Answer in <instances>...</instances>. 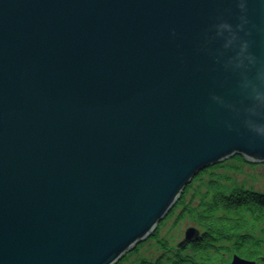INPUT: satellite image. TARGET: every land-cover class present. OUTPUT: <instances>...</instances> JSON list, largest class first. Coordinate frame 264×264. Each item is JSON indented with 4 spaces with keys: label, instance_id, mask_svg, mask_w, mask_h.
<instances>
[{
    "label": "water",
    "instance_id": "water-1",
    "mask_svg": "<svg viewBox=\"0 0 264 264\" xmlns=\"http://www.w3.org/2000/svg\"><path fill=\"white\" fill-rule=\"evenodd\" d=\"M235 155L264 162V0H0V264H116Z\"/></svg>",
    "mask_w": 264,
    "mask_h": 264
},
{
    "label": "trees",
    "instance_id": "trees-1",
    "mask_svg": "<svg viewBox=\"0 0 264 264\" xmlns=\"http://www.w3.org/2000/svg\"><path fill=\"white\" fill-rule=\"evenodd\" d=\"M234 160L237 163H242L240 157H235ZM218 167L215 168L217 169ZM196 180L197 178H195ZM188 188L189 186L186 187L184 194H186ZM182 196L180 197L181 200ZM190 208H193V210L188 215L197 226L199 236L198 239L190 244L192 253L187 254L184 259L186 261H183L184 264H209L210 261L215 264L217 260H219V262L217 261L218 264H226L225 260L222 257L220 258L221 254L214 253L212 256L209 255L210 251H218L216 250V245L220 244V242L225 246L226 243L233 241L232 246L242 250L238 254L240 257L250 259L256 256L248 253V250L250 247H258L260 245L258 243L255 244L247 233L255 231L256 228H253L255 225L264 226V197L241 188H233L229 195H224L219 183L213 181L207 183L205 196L201 198L197 208ZM184 216L180 214L177 217V221ZM258 232L263 235L264 239V229L262 228ZM153 239L157 242L159 241L155 235ZM158 243L160 244V242ZM235 243L236 245H234ZM194 254L205 256L208 263L197 261L194 259L195 257L192 259L191 257ZM141 262L142 264H147L144 260Z\"/></svg>",
    "mask_w": 264,
    "mask_h": 264
},
{
    "label": "rangeland",
    "instance_id": "rangeland-1",
    "mask_svg": "<svg viewBox=\"0 0 264 264\" xmlns=\"http://www.w3.org/2000/svg\"><path fill=\"white\" fill-rule=\"evenodd\" d=\"M210 171L211 172L213 171L216 176H220L219 179L217 180H221L220 182L221 190L222 191L224 190V192L227 191L226 193H228L229 189L233 187H238L243 190L252 189L258 191V189H261L264 191V165L249 166L243 163H237L233 160H227L226 162H223L218 169L205 171L204 175L199 177L196 181L194 178L193 179L194 183L192 184V188L193 189L196 188L197 193L191 195V191H189L187 194L188 196H186L184 199V202H187V200H189L190 198L191 206L195 207L196 203H199V198H203V196H205L206 186L208 183L207 177ZM175 218H176V214H173L170 219L164 222V224L162 225L159 231L160 237L163 238L162 242L165 241L164 245L166 247L169 246L171 249L174 248L175 243H177L183 238L186 229L191 227L197 228V226L190 220V218H182L178 221ZM253 228L254 229L256 228V230L253 232H249L247 234L249 237H251L250 235H252L253 237L259 238L260 246L257 247L258 251L255 254L258 255L259 252L261 251V248L262 249L264 248L263 247L264 239H261V237L258 236L259 235L258 230L260 231L262 230V228L264 229V226L255 225L253 226ZM161 238H159L158 240H161ZM249 244L251 245V243ZM219 245L220 244H217L216 247H219ZM159 246L160 245L158 244V247ZM135 250L136 252L134 254L130 252L124 256L122 264H136V260L139 259L153 263L156 257L162 252L161 250L156 249L155 245L151 241H147L143 246L136 248ZM161 254L163 255L164 253ZM165 255H163L164 257L161 258L162 260L167 259L168 255L167 254ZM215 262H216L215 264H218L217 261Z\"/></svg>",
    "mask_w": 264,
    "mask_h": 264
},
{
    "label": "bare ground",
    "instance_id": "bare-ground-1",
    "mask_svg": "<svg viewBox=\"0 0 264 264\" xmlns=\"http://www.w3.org/2000/svg\"><path fill=\"white\" fill-rule=\"evenodd\" d=\"M235 157H240L242 159V163L243 164H246V165H249V166L264 165V162L263 161L262 162H259V161L251 162V161L246 160L243 156H239V155H235L233 157H230L228 159H225L223 162H226L227 160H233V161H235L234 160ZM222 163L217 164V165H214V166H212V167H210L208 169H205V170L200 171L199 174L197 176H195V178L198 179L199 177L203 176L204 175V172L207 171V170H216L215 167H217V166L220 167ZM210 172H209V174L208 173H205V174H208V177H207L208 180L207 181L210 182V183L214 181L216 183H219V185H220L221 180H217V179H219L220 176H216L213 171L211 173ZM193 183L194 182L192 180L188 184L189 188L187 189L186 194H184V192H182V194L180 195V197L183 195L182 196V200L180 199V197L177 199V201L175 202L174 206L168 212V214L166 215V217L164 219H162L157 224V226H156L155 230L152 232L151 236L148 237V238H146V239H143V240L139 241L138 244L130 252H132L134 254L136 252V250H135L136 248H139V247L143 246L147 241H151L155 245L156 249L162 251L161 253H164V254H167L168 253V257H167V259L162 260L161 258L164 257V256L160 253L156 257V259L153 261V263L146 262V261H145V263H147V264H184L183 261H186L184 259L186 258L187 254H191L192 253L190 244H192V242L194 241L193 238L195 237V228L191 227V228L186 229V231L184 232L183 238L180 241H178L177 243L174 244V248L173 249H171L169 246L167 248L165 245H163L165 241L162 242L163 241L162 240L163 238L160 237L159 231H160L162 225L164 224V222H166L168 219H170L173 214H176V218L175 219H177V217L180 214L185 215L183 218H189V215L188 214H189V212H191V210H193V208L191 209L190 207H193V206H191V199L190 198H189V200H187V202H184V199H185L186 196H188L187 194H188L189 191H191V195H194V194L197 193L196 188H194V189L192 188V184ZM233 188H238V187H233ZM233 188L229 189V192L228 193H226L227 191L224 192V190L222 191V193L224 195H229L230 192H231V190ZM249 191H251V192H253V193L257 194V195H260V196L264 197V191L261 190V189H258L259 192L256 191V190H252V189L249 190ZM200 200H201V198H199V202H200ZM180 201H182V203H180ZM197 206H198V203H196L195 209L197 208ZM190 220L193 222V220L191 218H190ZM188 232H189V235L187 234ZM154 235L157 237V240L159 238H161V240L158 241V242H160V244L155 239H153L154 238ZM237 235H239V234H237ZM250 236H251L250 237L251 240L254 241L255 244H257V243L260 244L259 238L253 237L252 235H250ZM258 236H260L261 239H263V235L261 233ZM237 237H239V236H237ZM236 241H237V239H236ZM233 243L234 242L231 241L230 243H226L225 246H223L222 243L220 242V246L219 247H216L217 248L216 250H218V251L217 252L216 251H210L209 255L212 256L214 253H218V254H221V257L224 260H229V259H232V258L235 257V258L239 259V261H241V260L242 261H245V262L246 261H249L245 257L238 256L239 252H241L242 250L240 248L233 247L232 246ZM158 244L160 245L159 247H158ZM234 245H236V243ZM263 247H264V245H263ZM257 251H258V248L255 247V246H253L252 248L251 247L249 248L248 253H250V254H256ZM130 252H128V253H130ZM182 255H184V256H182ZM124 256L116 264H122L123 263ZM191 258L192 259L194 258L195 260L201 261L203 263H206L208 261L206 259V257L203 256V255L197 256L196 254H194V256L191 257ZM255 260L259 261L260 264H264V253L263 254H260L259 255V258L255 259ZM141 261H143V260H141V259L136 260V264H142ZM217 261L219 262V260H217ZM231 263L228 262V264H231ZM209 264H213V263H211V261H210Z\"/></svg>",
    "mask_w": 264,
    "mask_h": 264
},
{
    "label": "flooded vegetation",
    "instance_id": "flooded-vegetation-1",
    "mask_svg": "<svg viewBox=\"0 0 264 264\" xmlns=\"http://www.w3.org/2000/svg\"><path fill=\"white\" fill-rule=\"evenodd\" d=\"M259 253H260V254H263L264 252H263V250H261ZM260 254L254 256V257H252V258H250V259H248V260H250V261H254L256 264H260V263H258L259 261L255 260V259L259 258V255H260Z\"/></svg>",
    "mask_w": 264,
    "mask_h": 264
}]
</instances>
